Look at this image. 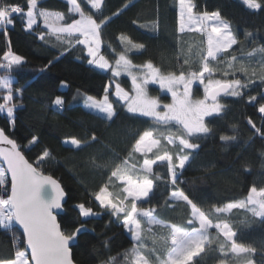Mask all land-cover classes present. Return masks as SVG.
I'll return each instance as SVG.
<instances>
[{
    "label": "trees",
    "instance_id": "trees-1",
    "mask_svg": "<svg viewBox=\"0 0 264 264\" xmlns=\"http://www.w3.org/2000/svg\"><path fill=\"white\" fill-rule=\"evenodd\" d=\"M7 2L27 9V0ZM260 2L264 4V0ZM77 3L86 15H92L98 22L107 19L101 29L100 52L111 64L126 47L119 39L124 35L133 42L145 45L142 50L127 53L134 64L150 60L165 74L179 72L185 58L189 59V64L184 65L186 70L199 67V50L206 46L201 43L205 36L196 32H178V0H102L99 10L92 8L85 0H77ZM192 3L195 5L194 13H220V18L230 25L237 37V44L229 50L238 58L233 63L239 67L242 61L248 69L246 74L235 72L225 77L223 70L226 69V59H220L214 62L221 69L215 77L239 78L242 83L249 79L253 81L241 90V96L219 99L224 105L221 117L206 118L211 132L192 138V142L199 147L188 150L191 152L190 162L179 177L183 182L179 186L185 193L204 211L210 212L213 205L223 206L245 199L253 185L258 189L264 187V114L258 111L259 105L264 103V66L261 64L264 54L247 55L253 49L264 47V8L248 9L242 0H192ZM69 7L65 0H37V11L64 14L63 23L71 22L72 18L78 16L70 13ZM13 18L14 25L0 29V57L10 47L24 58V63L14 66L10 73L0 69V77L7 74L13 80V103L16 105L14 128L6 114H0V129H4L10 138L22 146L30 162L34 163L47 150L50 156L44 162L45 174L57 179L67 192L66 181L58 175L62 170L75 186L76 203H83L94 212L106 216L105 224L97 230L94 220L86 222L81 219L74 204L65 205L62 215L58 217L61 229L70 231L83 226L71 248L74 263L106 264L110 257H115V264H127L124 253L139 242H134L122 226V216L118 219L99 206L95 193L108 183L113 165L127 158L138 134L154 125L151 119L127 113L125 107L112 98L111 71L102 72L89 65L83 45L65 51L69 46L57 42L40 25L26 30L23 14ZM41 33L45 34L44 40L39 38ZM221 56L226 58L229 53ZM121 82L128 87L126 79ZM63 84L65 88H62ZM105 88H109V96L117 113L112 122L83 107L88 96L101 99ZM16 89H22V92L17 93ZM149 92L162 101L168 100V95H162L156 87H150ZM196 92L199 93L198 89ZM5 94L4 90H0V103H3ZM252 95L257 100L249 102ZM57 96L65 101L63 111L57 112L52 108V101ZM249 119L256 128L248 123ZM257 128L261 129V133H257ZM92 134L98 136L97 141L90 140ZM155 134L159 136L160 133ZM221 135L235 136L236 139L221 141ZM33 137H36L34 143ZM72 137L82 141L81 149L65 143ZM137 161L142 162L139 154L130 163ZM153 171V191L146 200L137 202L138 207L144 210L155 208L154 215L158 219L190 229L191 226L186 223L190 218V209L182 202L169 200L171 185L168 183L166 166L158 163L153 166ZM156 175L161 178L156 179ZM121 187L119 181L113 178L109 191L118 195ZM217 216L230 221L237 232L234 238L237 243L255 251L236 255L231 253L229 246L227 255H223L219 242L224 238L219 236L217 239V230L213 228L209 229L211 243L205 245V251L194 258L193 264H221V261L225 264H238L241 261L264 264V220L246 209H233L226 217L225 214L213 213L212 218L215 220ZM142 228L141 239L145 248L141 251L150 252L155 247L157 255L166 256L170 245L159 239L153 245L152 238L153 235L167 236L168 230L154 226L152 232H148L146 226ZM19 235L16 228L12 232L0 230V259L14 255L16 248L20 247L19 243H14V237ZM151 258L155 261V256Z\"/></svg>",
    "mask_w": 264,
    "mask_h": 264
},
{
    "label": "snow or ice",
    "instance_id": "snow-or-ice-1",
    "mask_svg": "<svg viewBox=\"0 0 264 264\" xmlns=\"http://www.w3.org/2000/svg\"><path fill=\"white\" fill-rule=\"evenodd\" d=\"M242 2L251 10L264 8L260 0H242ZM67 3L70 6L69 12L78 14L80 18H72L71 22L60 23L65 20L64 14H57L53 18L45 11L37 12V0H27L26 11L18 4L0 0V26L6 28L14 25L13 17L23 14L26 30H31L33 25L37 24V17H42L48 35L54 36L60 44L69 46L65 51L76 45H83L89 57L87 60L89 65L104 71L111 69L115 83L112 95L115 96L116 102H120L128 113L151 119L154 127H149L138 134L127 158L113 165L108 183L95 193V200L99 202V206L109 210L118 219L122 216V226L130 233L134 242H139V244L134 243L133 247L124 253L127 264H193L194 258L205 251V245L211 243L209 229L213 228L217 230V239L219 236L224 238L219 242V249L223 255H227L229 246L231 253L236 255L254 252L255 249L237 243L234 239L237 232L233 230L227 218L217 216L214 220L212 215L225 214L226 217L233 209H246L253 216L264 220V187L258 189L253 185L245 199L229 202L223 206L213 205L211 211L206 212L179 186L183 183L179 177L183 174L186 164L190 162L191 152L188 150L199 147L197 143L192 142V138L210 134L211 128L206 118L221 117L224 111V105L218 98L239 97L243 94L241 90L253 82L251 79L242 83L239 78H214L216 72L221 70L214 62L220 59H226V69L223 70L225 77L234 75L235 72L246 74L248 71L242 61L239 62V67L233 63L238 58L229 50L238 41L230 25L220 18L219 12L194 13L195 5L192 0H178V32L200 33L206 37L201 42L206 46L199 50L198 68L186 70L184 65L189 64V59L185 58L179 72L170 71L165 74L150 60L143 64H134L127 53L132 50H142L145 45L133 42L124 35L119 39L126 44V47L119 53L113 66L100 52L101 29L107 23V19L98 22L92 15H86L77 0H67ZM89 3L92 8L99 10L102 0H89ZM127 6L126 4L125 7ZM39 38L44 40L45 34L41 33ZM179 39L178 37V41ZM224 53H229V56L222 57L221 54ZM257 53L264 54V47L253 49L247 55L253 57ZM23 63L24 58L14 53L10 47L0 57V69H4L6 73H10L14 66ZM261 64L264 66V55L261 56ZM137 69L139 71H136ZM122 74L130 78L134 94L125 90L116 79ZM197 82L203 87L202 98H194L193 95V85ZM150 84L159 85L162 91L169 93L171 103L162 104L158 97L150 96L148 88ZM0 90L6 92L3 103H0V114H6L10 125L14 128L16 105L13 103V80L10 75L0 77ZM104 91L102 100L88 96L85 107L91 112L101 114L106 121L112 122L117 113L114 103L109 99V89L105 88ZM16 92L20 93L22 89H16ZM256 100L257 97L254 95L249 97V102ZM64 104L63 98L57 96L52 101V108L57 112L63 111ZM258 111L264 114V103L259 105ZM248 123L256 128L251 119ZM256 131L261 133L259 128ZM157 132L160 133L159 136L155 134ZM220 139L227 142L235 140L236 137L221 135ZM90 140L97 141L98 136L92 134ZM35 141L36 137H33L32 143ZM65 143L76 149H81L83 146L82 141L75 137L66 140ZM136 154H139L142 162L130 163L136 159ZM49 156L50 153L45 150L34 163L30 162L25 157L22 146L15 139L10 138L4 129H0V159L6 165V167L0 166V230L12 232L15 226L22 229L20 235L14 237V243H19L20 247L16 248L11 258L0 259V264H73L70 245L77 239L83 226L64 231L58 223L57 215L62 210L66 193L52 175L43 171L44 162ZM158 163L164 164L167 168L168 183L171 185L169 200L182 202L190 209V218L186 222L191 226L190 229L158 219L154 215L155 208L144 210L138 207L137 202L146 200L153 191V166ZM113 178L122 185L118 195L109 191V184L113 183ZM160 178L156 175V179ZM76 207L81 217L94 215L93 209L83 203ZM142 226H146L148 232H152L154 226L168 230L167 236L153 235L152 238L153 245L158 239L165 244L170 243L166 256L157 255L155 247L150 252L141 251L145 248L141 239ZM152 256H155V261L152 260ZM115 261V257H110L106 264H115ZM221 264L225 262L221 261ZM247 264H251V261Z\"/></svg>",
    "mask_w": 264,
    "mask_h": 264
},
{
    "label": "rangeland",
    "instance_id": "rangeland-1",
    "mask_svg": "<svg viewBox=\"0 0 264 264\" xmlns=\"http://www.w3.org/2000/svg\"><path fill=\"white\" fill-rule=\"evenodd\" d=\"M65 1H67V0H65ZM85 1H87L88 3H89V0H85ZM26 11V10H25ZM73 14H75V13H73ZM78 15V14H77ZM80 17H79V15L77 16V18L76 19H79ZM178 19H179V3H178ZM38 22V21H37ZM225 22V21H224ZM33 26H35V25H33ZM179 26V25H178ZM7 27H10V26H7ZM205 39H206V37H205ZM100 49H101V46H100ZM85 52H86V49H85ZM86 56H87V54H86ZM88 57V56H87ZM118 58V57H117ZM88 59H89V57H88ZM113 66H115V62L112 64ZM95 69H97V70H99V71H102V72H106V71H104V70H101V69H98V68H96L94 65H92ZM108 71H111V69H109ZM136 71H139L138 69L136 70ZM214 78H216V77H214ZM117 80H118V82L121 84V86L122 87H124L125 88V90H127V91H129L131 94H134V93H132V84H131V80H130V78L127 76V75H121L120 77H118V78H116ZM122 79H126L127 80V82H128V87H126L125 85H124V83H122L121 81H122ZM66 86L63 84L62 85V88H65ZM150 87H156L159 91H160V93L162 94V95H168V100L167 101H162L161 99H160V101H161V103L163 104V103H171V95L169 94V93H167L166 91H162L160 88H159V85H154V84H150L149 86H148V88H150ZM112 88H113V92H114V90H115V83L113 82V79H112ZM109 89V88H108ZM196 89H198V91H199V93L198 94H196L197 92H196ZM149 95L150 96H152V97H158V96H156V95H152L150 92H149ZM193 95H194V98H202L203 97V87L201 86V85H199L198 84V82L197 83H195L194 85H193ZM228 97H232V96H226V98H228ZM87 98V97H86ZM112 98L113 99H115L116 100V98H115V96L114 95H112ZM159 98V97H158ZM103 99V97L101 98V99H98V100H102ZM109 99H110V101H112V99H111V97L109 96ZM85 102H86V100H85ZM85 102L83 103V107L86 109V110H88V111H90L89 109H87L86 107H85ZM113 102V101H112ZM221 103V102H220ZM222 104V103H221ZM125 111L127 112V110H126V108H125ZM91 112V111H90ZM93 113H95V112H93ZM128 113V112H127ZM95 114H97V115H100V116H102L101 114H99V113H95ZM129 114H131V115H134V114H132V113H129ZM138 116V115H137ZM103 117V116H102ZM145 118H147V119H150V118H148V117H145ZM163 131V130H162ZM158 133V132H157ZM171 147V146H170ZM1 166V165H0ZM60 177H63L64 178V180L66 181V186H67V192H68V202H67V204H74L75 206L76 205H78L76 202H77V199H76V190H75V186H74V184H73V182L70 180V178H68L66 175H65V173L62 171V170H59V174H58ZM77 208V207H76ZM77 210H78V213H79V209L77 208ZM106 211H109V210H106ZM93 213H94V215H92V216H90V217H87V218H85V217H81V219L83 220V221H90V220H94V222H95V227H96V229L97 230H99V229H101L102 228V226L105 224V221H106V216H104V214L103 213H98V212H94L93 211ZM197 226H198V224H197ZM241 254V253H240ZM238 264H247V263H244L243 261H241L240 263H238Z\"/></svg>",
    "mask_w": 264,
    "mask_h": 264
},
{
    "label": "water",
    "instance_id": "water-1",
    "mask_svg": "<svg viewBox=\"0 0 264 264\" xmlns=\"http://www.w3.org/2000/svg\"><path fill=\"white\" fill-rule=\"evenodd\" d=\"M223 97H226V96H221V97H219L218 99L223 98ZM0 165L3 166V167H6V165H4L2 159H0ZM9 179H10V175H9ZM54 179H55V178H54ZM56 180H57V179H56ZM57 181H58V180H57ZM58 182H59V181H58ZM59 183H60V182H59ZM60 184H61V183H60ZM61 186H62V185H61ZM62 188H63V187H62ZM63 189H64V188H63ZM64 191H65V189H64ZM65 193H66V195H65L64 201L62 202V203H63V207H62V210H60L59 213H58V215H57V220H58V217H59L60 215H62L63 210H64V207H65V205L67 204V201H68V195H67V192L65 191ZM15 228L18 230L19 233L22 232V229H19L18 226H15ZM74 243H75V241L70 245L71 248L73 247ZM72 260H73V259H72ZM73 264H75L74 261H73Z\"/></svg>",
    "mask_w": 264,
    "mask_h": 264
},
{
    "label": "crops",
    "instance_id": "crops-1",
    "mask_svg": "<svg viewBox=\"0 0 264 264\" xmlns=\"http://www.w3.org/2000/svg\"><path fill=\"white\" fill-rule=\"evenodd\" d=\"M41 11V10H40ZM42 11H45V10H42ZM37 12H39V11H37ZM45 12H47V13H49L50 14V16H52L53 18L57 15V14H60V13H58V12H52V11H45ZM37 24L35 25V26H37V25H40V27L43 29V30H45V31H47L48 32V29L47 28H45L44 27V23H43V18L42 17H37ZM60 23H63V21H60ZM34 27V26H33ZM2 28V26H0V29ZM70 145V144H69ZM169 245H170V243H169ZM171 246V245H170Z\"/></svg>",
    "mask_w": 264,
    "mask_h": 264
}]
</instances>
